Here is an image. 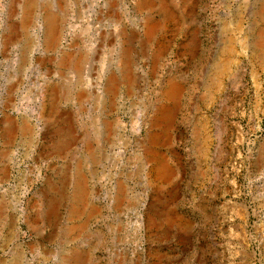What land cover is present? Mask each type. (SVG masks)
I'll list each match as a JSON object with an SVG mask.
<instances>
[{
    "label": "rangeland",
    "instance_id": "374dc122",
    "mask_svg": "<svg viewBox=\"0 0 264 264\" xmlns=\"http://www.w3.org/2000/svg\"><path fill=\"white\" fill-rule=\"evenodd\" d=\"M0 264H264V0H0Z\"/></svg>",
    "mask_w": 264,
    "mask_h": 264
},
{
    "label": "bare ground",
    "instance_id": "6f19581e",
    "mask_svg": "<svg viewBox=\"0 0 264 264\" xmlns=\"http://www.w3.org/2000/svg\"><path fill=\"white\" fill-rule=\"evenodd\" d=\"M147 28L148 29H150V26H147ZM51 40L53 39V42H55L54 41V39L56 38V36H54V34H52L51 33ZM46 39V38H45ZM176 93H177V86H175V85H170V87L168 88V89H166L164 92H163V95L164 96H174V95H176ZM163 113V112H162ZM166 119H167V116H166ZM150 140L151 141H153L154 140V136L153 135H151L150 136ZM165 169L163 168V167H161V171H160V173H161V175H163L164 173H165ZM74 205V204H73Z\"/></svg>",
    "mask_w": 264,
    "mask_h": 264
}]
</instances>
